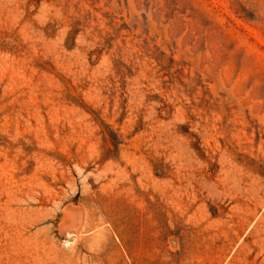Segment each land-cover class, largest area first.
Here are the masks:
<instances>
[{"label":"rangeland","instance_id":"rangeland-1","mask_svg":"<svg viewBox=\"0 0 264 264\" xmlns=\"http://www.w3.org/2000/svg\"><path fill=\"white\" fill-rule=\"evenodd\" d=\"M0 264H264V0H0Z\"/></svg>","mask_w":264,"mask_h":264}]
</instances>
